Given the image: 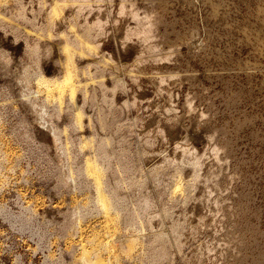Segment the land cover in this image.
I'll use <instances>...</instances> for the list:
<instances>
[{"label": "rangeland", "instance_id": "1", "mask_svg": "<svg viewBox=\"0 0 264 264\" xmlns=\"http://www.w3.org/2000/svg\"><path fill=\"white\" fill-rule=\"evenodd\" d=\"M24 1L34 7L41 21L46 5L53 0ZM89 1L94 9L99 6L107 35H92L90 44L98 45L97 54L78 62L91 66L103 57L105 72L113 77L107 81L120 82L119 105L136 100L133 106L120 109L119 119L129 126L126 141L134 158L140 157L137 165L142 172L133 177L146 183L149 216L145 214L135 226L118 221L117 234L123 237L110 243L114 248L111 255L96 244L106 242L103 237L110 228L104 222L106 214L99 206L94 208L93 181L78 179L72 186L60 183L57 155L45 141L46 129L30 120L48 94L35 82L34 66L26 54L37 35L22 22L14 33L9 18L16 14L17 4L1 0L0 264H76L82 249L91 250L95 245L100 254H94L97 257L93 255L90 264H157L146 259V243L150 235L159 232L166 234L171 254V261L160 264H264V43L250 40L253 16L264 10V0H134L141 11L148 9L162 21L158 30L168 41L160 54L174 52V61L158 68L173 71L176 79L162 86L150 66L136 67L139 47L135 43L120 46L122 26L131 21H113L118 0ZM72 8L65 22L60 21L61 16L57 19L54 36L48 37L50 43L58 45L63 35L79 31L86 15L77 16ZM62 16H66L64 12ZM160 35L157 40H162ZM40 44L41 73L47 79L61 77L65 69H59L55 60L63 64L65 53L56 49L47 54V43ZM67 95L61 97V117L49 118L60 131L72 117L66 109ZM53 100L46 105L50 114L54 112ZM186 100L192 101V111L188 112ZM67 131L61 138L63 142L70 139L68 148L73 154L79 136L89 131L85 127ZM214 145L221 146L219 162ZM86 148L77 153L76 163L83 161L84 152L89 150L91 155ZM194 157L200 167L192 187ZM175 165L182 166V176L173 174ZM154 168L163 169L153 176L150 171ZM187 196L189 200L182 203ZM131 205L132 209L140 206L137 202ZM76 206L80 214H74V219ZM164 208L170 209L172 216L163 213ZM151 213L157 215L152 218ZM183 215V246L178 248L170 224L172 218ZM107 223L115 229L116 224ZM94 235L95 242L88 243ZM128 242L135 243L131 250Z\"/></svg>", "mask_w": 264, "mask_h": 264}, {"label": "bare ground", "instance_id": "2", "mask_svg": "<svg viewBox=\"0 0 264 264\" xmlns=\"http://www.w3.org/2000/svg\"><path fill=\"white\" fill-rule=\"evenodd\" d=\"M14 1L17 4V11H15L16 14L10 16L9 25L13 29L14 33H17L19 30L18 25L21 22L28 25L29 28L35 31L37 40L30 48L26 50V54L34 66L33 73L36 75V77H33L36 79L35 82L37 81L36 83H38V86L43 87L48 93L46 95L47 97L44 99V101H42L43 104L40 106L41 109L35 110V112L31 111L32 114L30 115V120L32 123L40 125L43 127V129H46L45 141L48 143V145H50L51 148H53V153L57 155L56 163L58 165L57 167H59L58 179L60 183L66 186H72L71 183H76L78 179H87L89 182L91 179L93 181V189L96 191V198L93 201L94 208L99 206L97 208H99L102 213L106 214L104 217V222L106 223V226L110 228V231H105L107 236L103 237L106 238V242H102L99 239L100 242L97 240L99 243L97 242L96 244L99 245V248L105 251L107 255H111V253L114 252V248L110 243L118 242L119 237H123V235L118 236L117 234V224L120 222V224L124 223L127 226H135L145 214L149 216L148 211L151 207V200L145 191L146 183L144 179L141 177L139 179H135V176L133 177L134 173L142 172V170L141 167H139L140 164L139 166L137 165V161L140 157L138 156V159L134 158V154L130 149V144L128 141H126V133L129 130V126L126 123H120L121 119H119L122 115L120 109L133 106L136 103V100H132L131 105H119L117 97L120 92V82L115 80L110 83L109 80L113 79V77L111 74L105 72V65L107 62L103 57L100 58L95 65L91 66H83L78 62L80 59L85 58L89 54H97L98 45L94 46L90 44L92 35H102L105 37L107 35L105 23L103 18L100 16L101 12L99 6H96V9H94V6L89 0H53L51 1L50 5L48 4L49 6L46 5V12L41 14L42 19L41 21H38L37 18H39V16L36 15L35 9H33L34 7L27 6V3L24 0ZM99 2H101V0H97V3ZM156 2L158 3L157 0ZM163 2L161 3L163 4ZM44 3L46 4L47 1ZM136 3L137 2H134V0H118L117 10L113 21L115 23L121 22L123 19L131 21L130 24L125 23L126 25L123 24L122 26L121 35L119 37L120 46L124 48L131 42L135 43L136 46L139 47V56L137 59H135L136 61H134L136 63V67H140L141 64L150 66L151 70L153 69L152 71L154 72V78L156 79L158 86H162L166 84L167 81L176 79V75L172 74L173 71L164 72L161 70V68H158V66L162 65L163 63L174 61L171 59L174 56V52H168L167 54L163 55L160 54L164 49V43L168 41L165 37L160 35L158 30V25L160 27L162 21L153 16V13L148 9L141 11L140 7ZM145 3L148 5L147 2ZM151 3L154 4L153 2ZM70 7H73L72 11L77 16H80L83 12H85L86 16L81 22L79 27L80 29H78L79 31H75L72 36L63 35L61 40L59 39L60 41L58 45L54 43V40V44L50 43L51 40H48V37L50 36L53 38V28L56 25L57 19H59V16H61V22H65L66 19H69V15H71L69 10ZM151 7L155 9V4ZM160 7H162V5ZM62 12L65 13V17L62 16ZM1 19L2 18L0 16V20ZM253 19L255 20L253 23V29H250V40H253L255 43L262 44L264 43V10L258 12L257 16H253ZM159 35L163 41L157 40ZM16 37L17 35L14 36V38ZM40 42L47 43L46 47H44L47 54L51 55L56 49H59L60 52L65 53L63 64L60 59L55 60V65L59 69H61V67H64L65 69L61 77L47 79L41 73ZM132 47H134V45ZM176 74L178 75V73ZM107 78L109 79V84H107ZM53 93H56L57 97L55 94L53 95ZM64 93H66V95L68 94L67 96L69 98V102L67 103L66 109L68 112H71L72 117L70 124L66 125L63 128V131H67V129L70 127L76 131L80 127H85L89 131V134L86 133V135L82 134L83 136H79L80 138L78 139L77 145L78 149L76 153L73 154L70 153L68 148V144L71 143L70 139L64 140L63 142L61 138V133L63 131L58 129L59 126L57 127L54 124L49 123V118L54 116L58 118L61 117L60 102ZM76 95L78 98L77 100L74 99ZM50 98L51 100L54 99V112L51 114L46 109V105L50 101ZM186 106L188 112L194 109L191 100H186ZM200 115L202 116L203 114ZM83 146H86L88 149H90L92 153L89 155L90 152L86 148L85 150H88V152H84L82 154L83 161L76 163L74 160L77 158V153H82ZM220 147L221 146L218 147L217 145H214L213 147V151L215 152L214 157L217 162L221 161V158L219 157ZM86 155H88L87 158L84 157ZM193 160L194 162L191 163V167L194 172L191 179L192 187L194 186L195 181L199 178L197 169L200 167L199 159L194 157ZM162 169L163 168H154L150 171V173L151 175L156 176ZM182 171H184L182 166L175 165L174 173H172L175 175V177H179L180 175L182 176ZM215 186H217V183H215ZM174 196L171 197V200ZM188 200L189 199L187 196L182 203H186ZM132 202L139 203V209L141 210L132 209ZM81 205L83 206V204ZM72 213L73 218L75 216L74 214H80L79 207L74 208ZM163 213L172 216V213L168 208H164ZM156 215L157 213H151L150 217L153 218V216L155 217ZM183 217L184 215L181 218H172L170 224V229L178 248L183 246ZM149 220L147 219L146 223L148 226L151 223ZM107 222L116 224L115 229L111 228V225ZM95 238L96 237L94 235V239L88 241V243H94ZM124 239L126 240L125 235L123 241ZM132 241L134 242V240ZM146 244L149 248V254L147 252L148 256H146V259L154 261V263L157 264H160L165 260L168 262L171 261V254L169 251L166 234L164 232L153 233L150 235V238ZM132 245H135V243L131 244L130 242L128 250L132 249ZM95 247L92 246L91 250L89 249L90 251L88 249V251L82 249L80 259L76 264H90L93 260V255L96 253H98V255L100 254L98 252L99 249ZM237 249L239 250V247ZM117 250L118 249H116V251ZM116 251L115 253H117ZM262 254L263 261L264 251H262ZM94 256L97 257L96 255ZM143 258L144 257H142V259ZM255 263L256 262L253 261L251 264Z\"/></svg>", "mask_w": 264, "mask_h": 264}]
</instances>
